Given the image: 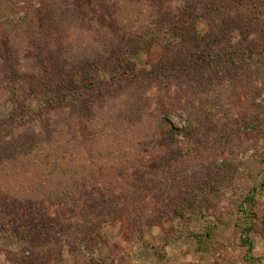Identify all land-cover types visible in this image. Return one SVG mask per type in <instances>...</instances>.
<instances>
[{
    "label": "rangeland",
    "instance_id": "rangeland-1",
    "mask_svg": "<svg viewBox=\"0 0 264 264\" xmlns=\"http://www.w3.org/2000/svg\"><path fill=\"white\" fill-rule=\"evenodd\" d=\"M141 2L159 26L172 21L170 0ZM80 6L91 38L81 56L83 71L94 77L91 82L102 83L101 90L81 97L76 104L49 108L53 96L62 98L79 91L82 72L74 73L70 45L53 36L47 18L39 19L28 32L39 44L33 55L44 72V79L36 80L18 74L17 53L0 35V70L6 92L0 101V132L5 135L0 144L16 136L39 134L51 116L69 119L76 138L84 141L91 105L123 97L132 89L144 92L149 88V108L155 116L160 115L163 100L185 101L195 90L203 98L198 103L202 119L188 138L169 139L161 149L144 154L142 163L132 169L111 174L107 170L103 177L87 183L85 190L78 185L79 195L47 203L55 205L40 217L11 220L0 213V264H264V0L237 1L236 9L249 19L241 29L222 21L211 36L207 23L199 24L200 34L209 43L196 45L195 41L174 52L143 50L123 75H115L120 80L116 84L110 83L111 68L103 60L119 63L127 53L123 51L127 40L103 3L80 0ZM226 36L248 47L241 65H225L228 59L220 54L228 48ZM205 47L212 48L213 54L206 53ZM203 56L206 61L216 57L215 62L202 63ZM146 80L150 86H145ZM128 115L133 114L129 111ZM165 118L176 129L185 127L178 116ZM11 126L17 129L11 132ZM175 165H196L199 171L192 173L191 183L184 181L177 191L165 192L158 199L155 219L141 222L123 217L104 223L111 206L142 199L152 203L155 187L160 190L162 184H173ZM199 179L204 183L192 191L190 186ZM196 193L195 209L186 215L193 221L181 220L169 209L171 201L175 206L174 196L191 199ZM247 197L252 201L247 202ZM245 219L253 222V230L246 234L254 245L249 262L243 261L238 241L240 227L248 222ZM212 222L218 226V236L212 249H202L188 232L205 233ZM230 254L231 262L224 259Z\"/></svg>",
    "mask_w": 264,
    "mask_h": 264
},
{
    "label": "trees",
    "instance_id": "trees-1",
    "mask_svg": "<svg viewBox=\"0 0 264 264\" xmlns=\"http://www.w3.org/2000/svg\"><path fill=\"white\" fill-rule=\"evenodd\" d=\"M97 1L103 3L108 12H111L112 23L118 26L121 35L126 38L123 39L127 40L124 45L122 43L123 51L127 53L123 55L124 57L122 56L123 58L121 57L119 63L110 64L103 60V65L111 68L109 71L113 76L110 83L113 84L120 81L115 75H123L126 67L143 50L161 48L174 52L187 44L193 45L195 41L198 42H195L196 45H204L203 42L207 40H204L205 38L200 34L199 24L207 23L212 30V36L214 29L222 21L238 30L242 25H248L249 20L246 13L241 14L236 9L238 0H170L173 18L165 27L154 22L148 13V8L141 0ZM56 13L57 17L54 18ZM43 17L47 18L46 21L50 25L53 36L60 37L70 45L74 73L80 75L82 72L78 76L81 80L79 91L62 98L53 96L51 100L53 102L49 104V108L76 104L81 97L101 90L102 83L91 82L94 77L83 71L84 60L81 56L84 52L86 53L89 45L86 43L91 42V38L87 36L88 32L82 22L84 16L80 0H0V35L17 53L18 74L20 72L24 77L36 80L44 79L39 60L34 59L36 54L33 55L39 50V44L28 37V32L33 31L35 24ZM226 39L228 48L223 52L225 55L220 54L228 59L225 65L234 62L241 65L248 53V47L242 43H232L229 36H226ZM80 48L81 51H79ZM131 48L133 52L128 53ZM211 49L205 47L204 51L213 54ZM206 53H203L204 56ZM205 58L207 57L203 58L202 63H214L216 57L208 59L209 61ZM2 79L0 70V101L6 93ZM143 82L147 83L146 87L151 85L147 80ZM13 86L12 84L11 88L17 96L18 92ZM188 87L190 88V84ZM148 89L144 92L132 89L123 97L116 96L110 102L91 105L88 110L87 135L84 141L76 138L69 119L63 117L60 121L57 116L49 117L43 123L39 134L16 136L11 140L3 141L0 144V213L10 217L11 220L40 217L50 205H55L46 206L47 203H54L56 198L62 200L75 198L81 193L79 186L84 185L85 190L87 183L94 178L103 177L107 170L111 174L132 169L142 163L145 159L144 154L161 149L169 139L188 138L191 133L193 134L197 123L202 119L198 103H201L203 98L198 97L195 90L187 100L184 98L185 101L167 98L163 100L160 115L155 116L151 114L149 108L147 93L150 90ZM122 106L125 109L124 113ZM129 111L133 115H128ZM166 115L178 116L185 127L174 128L165 118ZM15 126H11L9 130L13 132L17 129ZM160 132L164 134L155 140ZM4 136L0 132V140ZM175 166L173 184H162L160 190L155 187L156 191L153 192L155 198L152 203L147 204L142 199L130 200L127 205L120 204L116 208L111 206L109 212L103 216L104 223L123 217L141 222L155 219L158 199L163 197L165 192L171 195L170 192L177 191L181 188V183L184 181L188 183L192 173L199 171L196 165ZM202 183L204 181L199 179L197 185H192L190 188L196 191ZM123 195L124 193L119 194V196ZM174 197H176L175 206L171 201L172 208L170 205L169 209L177 212L181 220L188 221L190 218L186 216L187 212L195 209L194 199L198 197V193L191 199L187 196ZM246 201L252 200L247 197ZM254 217L255 220L259 219L258 216L254 215ZM193 220L190 219V221ZM252 223L248 221L244 224V228L240 227L241 231L238 235L239 248L244 252V262L253 259L254 245L251 238L246 235L253 230ZM217 229V224L212 222L205 233L189 231L188 234L202 249H212L218 236ZM232 256L233 254H230L224 259L231 262Z\"/></svg>",
    "mask_w": 264,
    "mask_h": 264
}]
</instances>
